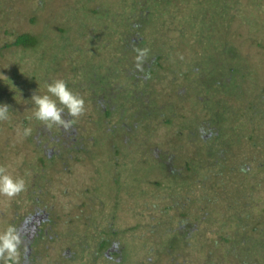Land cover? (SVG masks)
Here are the masks:
<instances>
[{
    "label": "rangeland",
    "instance_id": "1",
    "mask_svg": "<svg viewBox=\"0 0 264 264\" xmlns=\"http://www.w3.org/2000/svg\"><path fill=\"white\" fill-rule=\"evenodd\" d=\"M126 1L0 0V102L10 105L9 119L0 121V166L7 165L13 175H20L25 179V189L16 196L9 198L0 195V229L3 230L7 226V222L13 219L12 216L16 212L25 213L32 205V194H36L45 198V204L52 216H62V225L57 230L61 227L66 228L71 223L85 222L89 216L88 210L92 213L91 218L95 224L94 235L92 238L88 235L87 240L84 241L89 243L88 249L97 242L101 232L108 230L117 232L114 235L115 241L125 244L129 254L133 253V249L138 250L137 259L127 256L126 264H209L206 261L205 248L204 251L201 250V246H198L200 250L197 248V251L188 246L180 249L184 242L182 240L179 242L176 236L173 262L150 259L148 250L139 243L141 239L139 230L144 225L152 227L157 224L160 229L169 228L175 224V220L171 218L178 216H173L174 213L171 215V212L158 213L159 210L152 206L154 200L149 199L151 187L149 189L147 182L162 177L159 165H155L157 164L155 162L162 157L163 161L165 160L164 165L170 167L169 170L167 167V171L164 172V182L162 181L159 188L161 196L164 197L162 200L165 201L167 196L172 198L171 194H176L181 189L184 191L183 188L190 185L189 190L185 192L187 193L193 184H196L197 173L194 169H198L200 161L202 163L201 155L211 156L214 152V148L211 150L210 142L203 143L201 139L190 136L192 130L187 131L184 128L183 133L179 132L181 125L188 126L185 124L195 116H199L200 121L203 122L211 119V114H206V111L204 112L196 103V97L204 99L206 96L204 91L201 93L197 88L198 78L191 72L196 64L204 68L207 77H211L214 71L218 73L216 75L223 78L221 80L230 78L229 70L233 69L227 86L230 90H237L241 95L237 98L232 95L225 97L217 92L215 98L211 96L212 100L221 98L215 100L216 103L218 101L224 107H236L241 115H250L252 109L250 111L247 109L259 104L261 99L264 106V91H262L264 89V36L257 37L264 31V10L255 15V10L251 8L252 2L256 3L259 0H230L233 6V15H231L233 20L225 28L218 24L221 33L218 34L217 31L216 38L220 42L214 49L210 44L206 52V46L198 45L190 36L191 31L182 36L180 29L177 28V24L186 25L182 23L185 21L184 15L194 13L195 9L196 11L201 9L200 7L197 10L198 6L192 2L194 0H173L172 3L169 0H148L153 15L149 16L152 19L149 18L145 22L144 32L145 36L153 34L156 43L152 47V52L161 54L159 59L161 66L158 67V79L151 82L143 76L138 80L136 87H132L134 78L129 79L127 76L128 64L118 63L117 60L122 56L123 50L120 39L112 46L108 44L110 46L103 53H97L94 48L102 45L105 40L103 38L98 40L97 35L93 37V31H78V35L81 36L77 37L75 33L74 37L73 30L69 28L68 32H63L62 37L57 35V32L60 33L57 30L60 24L58 16L65 12L71 18L69 22L76 20L77 23H83V19L79 18V12L81 8L85 10L88 4L96 7L103 16L102 19L98 15L101 21L97 23L99 30H102L104 23L114 26L112 21L115 22L116 27H126L131 30L133 23L140 21H137L138 16H135L137 12L132 13L126 7ZM156 1H161L164 5L167 3L169 8L171 5L172 10L167 8L157 14L161 8L157 7L154 10ZM260 1L264 5V0ZM216 2L219 7H222L221 4L223 2L226 4L227 0H216ZM90 22L89 18L84 20V23L93 26L94 23ZM212 25L213 23L208 24V30ZM204 28L207 30V25H204ZM128 30L124 37L126 40L136 37ZM21 33L36 35L43 41L51 37L50 41L54 47L45 52V48L41 51L39 48L26 50L13 45V41ZM112 40H115L113 36ZM82 48L85 49V53L81 51ZM35 52L37 55L38 52L41 53V59L48 54V60L43 59L48 65L53 64L54 57L62 53L64 63L60 65L56 73L49 74L42 66H37ZM106 52H108V58L112 60L110 67L108 63L99 64L98 57L104 59ZM204 52L207 55L201 60L202 62L196 60ZM128 57L130 60L135 58L132 53ZM125 69L127 71H124ZM95 74L104 77L102 87H95L96 84L92 78ZM57 78L74 84L72 89L85 100V111L75 118L69 117L65 111V118L72 120L68 128L57 124L47 125L35 117L26 119L33 111L31 104L33 92L43 93L46 90V83ZM133 88L134 92H131L130 89L133 90ZM178 90L182 91L181 95H176ZM109 93L115 94L112 95L114 99L105 98L107 101L105 105L106 102L102 96ZM206 98L209 97L206 96ZM166 119H170L171 122L167 123ZM258 122L261 123L259 120L254 124ZM24 127H30L31 134L20 138L17 134L18 130ZM242 129L243 132L246 131V127ZM74 131L79 133L80 141L62 155L50 158L53 155L52 150L58 151L60 148L64 150L66 148L63 147H67L64 143H75L78 140L79 137L73 134ZM204 138H209V135H205ZM228 140L232 142L235 138L224 137L220 141L221 145ZM125 141L128 147L134 143L139 144L142 147L140 153L144 155L140 153L132 155L131 152L126 151L123 144ZM166 153L168 156L174 154L179 157L174 165V167L181 166L177 167L175 172L177 175L168 172L174 170V167L168 163L169 160L165 159ZM160 154L162 156L159 158ZM43 155L46 156L44 163L40 162L39 158ZM131 158L136 159L135 164L142 166L139 168L141 171L138 172L140 184L139 187L134 188L132 196L127 197L124 190L110 188L112 176L111 179L107 176L103 177L104 183L99 181L98 185L95 183L93 176L96 166L100 168L104 163L105 170L110 169L112 172L111 168H120ZM187 162L193 165L191 173L186 172ZM136 167L137 165L134 166ZM179 177L184 180L178 179ZM204 177L208 186L217 184L214 175L207 172ZM248 178L251 184L257 183L258 191L254 195V200L260 207L264 203V188L260 186L262 182L264 186V170H253ZM198 179L201 184L202 177ZM219 203L221 204L215 206L212 214L215 219L218 217L220 219L213 224V227H216L214 229H218L221 223L226 221L223 216L224 202ZM190 205V202H184L182 210H186ZM88 206L93 207L94 211ZM259 207L255 211L264 214ZM119 212L126 213L119 214ZM113 216H118L120 225L115 223ZM254 218L256 222L263 219L260 220V226L264 225V216H254ZM239 224L242 223H237L236 220L228 222L225 232L232 231ZM175 226L178 229L183 227L180 223ZM174 233L173 230L165 240L168 241ZM182 233H180L181 236H183ZM63 246L65 244L58 245L57 250L59 251ZM51 257L57 258V253L52 254ZM220 258L221 256L214 257L216 261L218 260L216 264H235L231 259L230 262H223ZM94 259L95 257L92 256L88 259L89 261L85 260V263L90 264L89 262L92 263Z\"/></svg>",
    "mask_w": 264,
    "mask_h": 264
},
{
    "label": "trees",
    "instance_id": "2",
    "mask_svg": "<svg viewBox=\"0 0 264 264\" xmlns=\"http://www.w3.org/2000/svg\"><path fill=\"white\" fill-rule=\"evenodd\" d=\"M169 1L171 3L173 2V0ZM126 2V7L132 13L136 11L137 13L135 14V16H138L137 21H140L134 22L131 30H128L126 27H116V24L113 21L112 23L114 26L104 23L102 30H99L97 28V23H101V21L99 20L98 15H100L102 19L103 16L101 13H99L96 7L88 4L85 10L84 8H81V11L79 12V18L83 19V23H77L78 21L76 22V20L75 22H69L71 20L70 16H68L65 12L63 14H60L58 16V18L60 19V24H58L57 27V30L60 33L57 32V35H60L62 37L63 32H68L69 28L73 30V36L76 33L77 37L81 36L78 35V31H93V37H96L97 35L96 38L98 40H100V38H103L105 40L102 45H97L96 48H94V51L97 50V53H103L106 48H108L110 45L112 46L118 39H120L121 45H123V47L121 48L123 50L121 52L122 56H120V58H118L117 60L119 61L118 63L125 62L124 64H128L129 72L127 71V69H125L124 71H127V76L129 79L134 78L131 86L136 87L138 80H140L143 76H146V78L151 82L158 79L157 73L158 67L161 66V63L159 61V59L161 58V54L157 55L152 52V47L155 46L156 43L154 36L153 34L145 36L144 32L146 30L144 29L145 22L149 18L152 19L151 17L153 15V13L151 12V7L148 4V0L146 2L144 0H127ZM192 2L194 3V5L198 6L197 10H199L200 7L201 9L199 11H196L195 9L194 13L190 12L188 15H184L185 21L182 23H185L186 25L182 26L180 24H177V28L178 30L180 29L179 31H181L180 34L182 36H185L188 32L191 31V33H189L191 34L190 36L193 37L194 41L198 45H205L207 52V47H210V44H212V47L214 49L220 42L218 41V38H216V36L221 33L218 24H220L222 28H225L226 25H228L229 22L231 23V21L233 20V16H231L233 15V6H231L230 0H227L226 4L223 2L221 4L222 7L218 6L216 0H194ZM252 3L253 4L251 5V8L255 10V15L264 10L263 2H261L260 0L256 3ZM155 4L156 7L154 8V10L157 7L161 8L157 14H160L162 10L164 11L167 8H171V5H169V8L167 3L164 5V3L161 1H156ZM146 12H148V14ZM86 18H89L90 21L94 23V25L91 26L90 24L89 26V24L84 23V20ZM194 19L198 23L195 22ZM211 23H213V25L211 29L208 30V24ZM236 23L237 22H235V24ZM204 25H207V30H205ZM126 30L130 31L131 34L136 35V37H131L130 40H126L124 38L127 33ZM217 31L218 34H216ZM263 32L261 36L259 34L257 37H263ZM112 36L113 38H115V40H112ZM50 39L52 38L50 37ZM50 39H46L43 41L36 35L30 33H21L13 41V45L19 46L26 50L39 48L41 51L43 48H45V52H48L51 48L54 47ZM88 39L91 40L92 37H88ZM72 43L77 44L75 42ZM138 49H147V52L141 61L136 60ZM81 51L85 53L84 48H82ZM206 52L199 55V57H197L199 59L196 60H203L207 55ZM234 52L237 53L236 51ZM131 53L132 56L134 55L135 57L132 60H130V58L128 57L131 55ZM106 54L107 57L104 56V59L98 57V59L100 60L99 64L108 63V67H110L112 60L111 58H108V52H106ZM34 56L37 66H42V68H44V71L49 72V74L56 73L60 65L64 63L62 53L57 54L54 57L53 64L51 65H48V63L43 60H48V54L43 56V59H41L40 52H38V55L35 52ZM137 64H139V67H137ZM50 70L52 72H50ZM229 71H231V76H229L231 78L233 69H230ZM191 72L193 73L194 77L198 78L197 88L200 90V92L204 91L206 93V96L209 97V101L206 96H204V99L196 97V103L197 105L199 104L201 106L204 112L206 111V114H211V119H206V121L203 122L200 121L201 118L199 116H195L187 124H185L188 126L182 127L181 125L179 132L183 133V131H185L184 128L187 131L192 130L190 132V136H195L201 139L203 143L210 142L211 150L214 148V152L211 156H209L208 154L201 155L200 160H202V163H200V161L198 163V169H194V171H196L197 173V177L195 179L196 184H193L191 190L185 193L187 190H189L190 185H188L186 188H183L184 191L180 188V192L171 194L172 198L167 196V199L165 201L162 200L164 197L161 196L162 193L160 192L159 188L162 185V181L164 182V172L167 171V167L168 170L170 167L164 165L165 160L163 161L162 157L160 160H158V162H155L157 163L155 165H159L160 171L163 175L158 180L151 179L147 182L149 185V189L151 187L148 195L149 199L154 200L152 201V203H154L152 204V206L154 208L156 207L159 210V212L157 211L159 214H168L171 212V215L174 213L173 216L178 217H175L174 219L171 218V220H175V224H173L169 228L163 227L162 229H160L159 224L153 225L152 227L144 225L142 229L139 230L141 235L139 243L148 250L147 252H149L150 254V259H153L154 261H164L167 263H170V261L173 262L175 257V244L177 242L175 238L176 236L177 238H179V242H181V240L184 242L182 243V247L180 249L188 246L190 247V249H195V251H197L199 249L198 246H201V250L204 251L203 249L205 248L206 261H208L209 264L218 263V260L216 261V259H214L215 256H221L220 260L223 262H230L231 259L232 263L234 262L235 264H264V225L260 226V220L263 219H258L259 222H256L255 218L253 219L254 216H264V214H259L255 211V209L259 207V203L254 200V195L256 191H258L256 188L257 183L251 184L248 178L249 173L253 170H264L263 99H261V102L259 104L253 105L249 107V109H247V111H250L252 109L250 115H241L236 107H224L218 101L216 103L215 100H218V98L221 99L220 97H217L215 100L211 99V96L215 98L217 92L220 95H224L225 97H229V95H232L236 98L240 97V92H238L237 90H230L229 86H227L230 83V78L221 80L223 78H220L218 75H216L218 73H215L214 71H212L213 74L211 75V77H207L204 72V68L199 64H196L194 67H192ZM92 78L94 79V84H96L95 87H102L101 84L104 81V77H100L99 75L95 74ZM66 82L68 83V86L70 88L74 87V84H72L71 82ZM130 91L134 92V88L133 90L130 89ZM130 91L128 92L130 93ZM262 91H264V89ZM232 92H234V94ZM181 93L182 91L178 90L176 92V95H181ZM112 95L115 94H103L102 99L105 100V105H107V101L105 98H111L112 100L114 99V96ZM210 104H212V107H210ZM259 120L261 121V123L258 122L259 124L257 123L255 125L254 123ZM165 121L167 123L171 122L170 119H166ZM252 123L254 125H252L253 127L251 126ZM242 127H246V131L243 132ZM205 135H209V138H204ZM224 137H234L235 140L232 141L233 143L228 140V142L226 141V143L224 142L221 145L220 141ZM127 142L125 141V143H123L126 151L131 152L132 155L134 153L138 154L141 152L142 147L139 144L134 143L130 147H128ZM140 154L144 155V153ZM166 154L165 159L167 161L169 160L168 163L171 164L172 167H174L175 161L177 162V160H179V157H176V155L174 154H170L169 156L168 154ZM160 156H162V154H160L158 157L160 158ZM45 157V155L40 156V162L44 163ZM171 159H173L174 161H170ZM135 162H137L136 159L131 158V160L124 163L120 168H111L112 172H110V169L107 170L111 173L112 176V185H110V187H115L119 190L121 189L122 191L124 190L127 197L129 195L132 196V193H134V188L139 187L140 184L138 172L141 165L135 164ZM135 165H137L136 168H134ZM177 167L181 166L177 165L176 167H174V170H170L168 172L177 175V173H175L177 171ZM192 167L193 165L187 162L185 167L186 172L191 173L193 171ZM213 168L215 169L213 171H210ZM207 172L215 176V181L217 182V184H210L209 186L208 184H206L207 182L205 181L206 178L204 177V174L207 175ZM200 176L202 177L201 184H199L198 181L200 180L198 179ZM142 179L143 181H145L144 177ZM178 179L184 180L182 177H179ZM262 183L260 184V186L264 188V186H262ZM220 201L224 202L223 204L225 210L223 212V216L225 217L226 221H223L221 223V227L219 226L218 229H214L216 227H213V224L217 219H220L219 217L215 219L214 215L212 214L215 206L221 204L219 203ZM184 202H190L191 204L186 210H182V208H184ZM259 208H262V210L264 211V203ZM92 211H94V209ZM125 213L126 212H119V214ZM124 217L125 216H123V218ZM113 218L115 220V223L120 225V223L118 222V216H113ZM233 220H236L237 223L242 224H239L237 228L235 227L230 232H225L226 225L228 224V222H231ZM177 223L182 224L183 227H180L179 229L176 228L175 225ZM181 228L182 230H180ZM173 230L175 231V233L172 234V237L168 239V241H166L165 238L168 237V234ZM110 233L117 234V232L115 231H112ZM180 233H182L183 236H181ZM105 244L106 243L104 241L102 245L104 246ZM164 245L167 246V250H165L166 246ZM137 251V249H133V253H128V257H134L136 260L138 257ZM67 261L69 262V264H72L74 262L69 261L68 259Z\"/></svg>",
    "mask_w": 264,
    "mask_h": 264
},
{
    "label": "flooded vegetation",
    "instance_id": "3",
    "mask_svg": "<svg viewBox=\"0 0 264 264\" xmlns=\"http://www.w3.org/2000/svg\"><path fill=\"white\" fill-rule=\"evenodd\" d=\"M73 134L78 135V140L75 143H64L67 146L63 147L66 148L64 150L61 148L58 151L52 150L53 155L50 158L62 155L63 152L80 141L79 133L74 131ZM104 165L103 163L102 167H95L93 179L97 185L99 182L104 183L103 177L105 178V176L111 179V175L105 170ZM102 169L104 170L102 171ZM32 200V205L25 213L16 212L12 216L13 219L11 218L12 220L7 222V225H15L22 236L23 243L19 248L17 264H69L67 259L74 261L72 264H87L85 260L92 256L95 259L92 263L89 262L90 264L99 262L103 264H126L129 255L125 244L115 241V233L111 234L108 230L101 232L97 242L92 244L90 249L87 248L89 243H84V241L87 240L88 235L89 238H92L95 228L91 218L92 213H89V210V216L85 222L71 223L66 228L61 227L60 230H57L62 225V216H52L51 211L47 209L44 197L32 194ZM88 207L93 210V207ZM104 241L106 244L103 246ZM62 244L65 246L58 251L57 246ZM56 253L58 259L52 258L51 255Z\"/></svg>",
    "mask_w": 264,
    "mask_h": 264
},
{
    "label": "clouds",
    "instance_id": "4",
    "mask_svg": "<svg viewBox=\"0 0 264 264\" xmlns=\"http://www.w3.org/2000/svg\"><path fill=\"white\" fill-rule=\"evenodd\" d=\"M137 61H141L147 49H138ZM139 67V64H137ZM46 90L43 93L34 91L31 95L33 111L26 119H35L45 122L47 125L57 124L68 128L72 124L71 119H66L65 111L69 117H78L85 111V100L83 96L68 86V83L57 78L46 83ZM10 105L0 102V121L9 119ZM30 127L18 130L20 138L31 134ZM25 189V179L20 175H13L8 166H0V195L14 197ZM22 241L19 229L13 225H7L0 230V264H17V257Z\"/></svg>",
    "mask_w": 264,
    "mask_h": 264
}]
</instances>
